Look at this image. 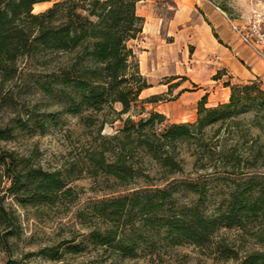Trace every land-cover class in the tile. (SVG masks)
<instances>
[{
  "label": "trees",
  "instance_id": "trees-1",
  "mask_svg": "<svg viewBox=\"0 0 264 264\" xmlns=\"http://www.w3.org/2000/svg\"><path fill=\"white\" fill-rule=\"evenodd\" d=\"M142 1L61 0L35 14L36 5L51 0H0V82L17 76L22 57L43 52L69 56L57 79L68 112L80 115L87 126L96 125L98 118L108 116L106 112L122 122L116 135L104 137L100 135L107 123L104 118L98 133L110 147L100 146L88 159L93 177L111 178L132 191L91 203L79 218L84 221L90 216L106 225L90 233L91 244L114 246L129 257L148 246L149 233L164 232L176 245L203 246L220 228L241 229L246 223L264 221V172L259 171L264 168V149L258 145L264 137V87L258 78L233 84L228 76L223 83L229 88L228 100L207 107L203 96L194 122L167 124L163 114L144 108L136 114L137 121L132 119L139 105L151 101L140 98L150 86L131 46L143 33L145 19L137 13ZM223 76H227L225 70L213 80ZM116 104L120 111L115 110ZM124 115H128L125 120ZM10 137L9 130L0 129V141ZM184 147H193L195 169L204 172L202 184L173 181L164 188H130L138 180H151L144 160L154 166L155 173H162L159 180L180 174L179 154ZM0 172V188L3 178L7 179V191L22 206L46 207L72 194L61 172L35 168L25 159L17 161L13 153H0ZM213 181L224 183L225 198L214 215L207 216L203 199ZM181 193L197 200L180 205ZM8 219L14 218L0 196V226ZM8 234L0 232L1 243H7ZM251 236L264 246V225ZM68 250L78 253L79 247ZM240 264H264V250L247 253Z\"/></svg>",
  "mask_w": 264,
  "mask_h": 264
},
{
  "label": "rangeland",
  "instance_id": "rangeland-1",
  "mask_svg": "<svg viewBox=\"0 0 264 264\" xmlns=\"http://www.w3.org/2000/svg\"><path fill=\"white\" fill-rule=\"evenodd\" d=\"M58 1L61 0L38 4L33 13L43 12ZM211 1L222 12L228 9L225 14L231 19L243 21L249 17L250 9L245 15L249 7L246 0ZM148 5L151 6L149 15L156 13L163 22L159 31L147 29L137 41L131 42L140 72L150 86L140 98L151 100L139 105L132 112V119L137 121L136 114L144 108L145 112L163 114L167 124L194 122L202 94L198 91H209L210 95L220 86L205 82L199 70L192 68L195 64L194 47L187 39L176 40L168 35L167 23L173 16L175 0H148L139 5L140 15L147 11L145 6ZM68 58L44 52L22 57L17 76L12 81L0 82V129L9 130L11 136L0 141V153H13L17 161L25 159L31 166L47 172H61L72 193L70 197L58 199L46 207L22 206L7 191L10 183L3 178L0 188L2 204L14 219L5 220L0 226L1 233L10 232L7 243L0 242V264H240L247 253L264 250V246L257 244L251 236L254 230L264 225L261 219L246 223L241 229L220 228L203 246L186 242L176 245L165 238L164 232L149 233L148 246H141L134 257L123 256L114 246L91 244L90 233L106 225L102 226V222L90 216L83 221L79 213L86 212L91 203L121 197L132 190L111 178L92 176L88 156L100 150V146L110 147L100 135H116L122 128V122L114 120L106 112L104 114L108 116L98 118L96 125L87 126L80 121V115L68 112L69 106L57 80L59 68L66 64ZM227 80L228 76H223L219 84ZM231 82L246 81L232 79ZM220 99L224 98L218 91L207 104L216 105ZM114 108L120 111L121 106L116 104ZM127 117L121 118L125 120ZM104 118H107V123L99 135L98 129ZM258 145L264 149V137L260 138ZM192 151L193 147L180 149L182 172L171 176L168 181L159 180L162 173H155L154 166L144 160L151 180H138L130 188L146 185L164 188L173 181L202 184L204 172L195 169ZM259 171L264 172V168ZM224 186L218 181L207 185L208 192L203 199L207 216L214 215L225 198ZM178 199V203L183 205L196 201L197 197L181 193ZM73 246L79 247L78 253L68 250Z\"/></svg>",
  "mask_w": 264,
  "mask_h": 264
},
{
  "label": "crops",
  "instance_id": "crops-1",
  "mask_svg": "<svg viewBox=\"0 0 264 264\" xmlns=\"http://www.w3.org/2000/svg\"><path fill=\"white\" fill-rule=\"evenodd\" d=\"M148 0L137 4L139 5ZM257 6L264 8V1H258ZM155 4V2H153ZM150 5L145 6L146 12L139 15L145 19L143 33L151 28L159 31L162 27L163 19L154 13L149 15ZM250 8L247 7V13ZM151 19V20H150ZM247 17L243 21L233 19L238 24H245ZM148 29V30H147ZM168 35L177 39H187L194 47L193 57L195 64L193 69L199 70L205 82H212L219 85L213 93L202 92L199 100L207 97V102L218 91L224 99L217 100V103L226 102L229 97V88L219 84L220 80H213V76L221 70H225L227 76L240 81L259 79L264 87V64H262L246 47H244L230 30L225 13L208 0H175L173 16L167 23ZM212 79V80H211ZM217 86V87H219ZM197 92V93H198ZM212 92V91H211ZM216 105L207 104V107Z\"/></svg>",
  "mask_w": 264,
  "mask_h": 264
},
{
  "label": "built area",
  "instance_id": "built-area-1",
  "mask_svg": "<svg viewBox=\"0 0 264 264\" xmlns=\"http://www.w3.org/2000/svg\"><path fill=\"white\" fill-rule=\"evenodd\" d=\"M250 14L245 24H238L226 14L230 30L237 40L264 64V8H259L258 1L246 0Z\"/></svg>",
  "mask_w": 264,
  "mask_h": 264
}]
</instances>
